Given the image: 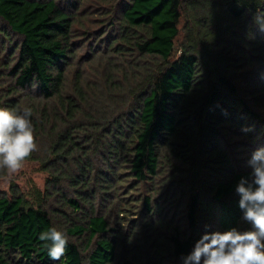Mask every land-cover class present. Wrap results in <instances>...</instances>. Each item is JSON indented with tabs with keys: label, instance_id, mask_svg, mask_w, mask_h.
I'll return each mask as SVG.
<instances>
[{
	"label": "trees",
	"instance_id": "16d2710c",
	"mask_svg": "<svg viewBox=\"0 0 264 264\" xmlns=\"http://www.w3.org/2000/svg\"><path fill=\"white\" fill-rule=\"evenodd\" d=\"M257 14L264 0H0V107L32 109L26 162L48 174L0 192V264H182L205 231L250 229L235 186L264 147ZM53 227L59 261L39 239Z\"/></svg>",
	"mask_w": 264,
	"mask_h": 264
},
{
	"label": "clouds",
	"instance_id": "9594fccd",
	"mask_svg": "<svg viewBox=\"0 0 264 264\" xmlns=\"http://www.w3.org/2000/svg\"><path fill=\"white\" fill-rule=\"evenodd\" d=\"M264 34V15L254 17ZM30 107L21 110L0 107V169L8 176L19 173L37 150ZM243 128L242 131H252ZM249 177L242 176L235 186L239 196L241 220L248 230L232 227L225 231H205L194 242L191 251L182 255V264H264V147L257 148L248 160ZM206 229L210 226L206 225ZM47 244V253L59 261L67 251L66 233L50 228L39 236Z\"/></svg>",
	"mask_w": 264,
	"mask_h": 264
},
{
	"label": "rangeland",
	"instance_id": "374dc122",
	"mask_svg": "<svg viewBox=\"0 0 264 264\" xmlns=\"http://www.w3.org/2000/svg\"><path fill=\"white\" fill-rule=\"evenodd\" d=\"M48 174L33 162H25L23 169L12 176L0 180V192L10 193L12 185H16L24 192H30L33 187L43 189Z\"/></svg>",
	"mask_w": 264,
	"mask_h": 264
}]
</instances>
